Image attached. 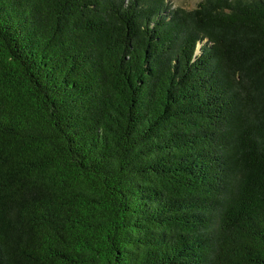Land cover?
Instances as JSON below:
<instances>
[{
	"label": "trees",
	"instance_id": "trees-1",
	"mask_svg": "<svg viewBox=\"0 0 264 264\" xmlns=\"http://www.w3.org/2000/svg\"><path fill=\"white\" fill-rule=\"evenodd\" d=\"M0 264H264V0H0Z\"/></svg>",
	"mask_w": 264,
	"mask_h": 264
},
{
	"label": "rangeland",
	"instance_id": "rangeland-1",
	"mask_svg": "<svg viewBox=\"0 0 264 264\" xmlns=\"http://www.w3.org/2000/svg\"><path fill=\"white\" fill-rule=\"evenodd\" d=\"M175 6L192 9L196 7L201 0H170Z\"/></svg>",
	"mask_w": 264,
	"mask_h": 264
}]
</instances>
